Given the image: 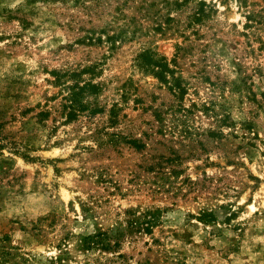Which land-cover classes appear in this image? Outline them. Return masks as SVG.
I'll return each mask as SVG.
<instances>
[{
	"label": "rangeland",
	"instance_id": "1",
	"mask_svg": "<svg viewBox=\"0 0 264 264\" xmlns=\"http://www.w3.org/2000/svg\"><path fill=\"white\" fill-rule=\"evenodd\" d=\"M0 264H264V0H0Z\"/></svg>",
	"mask_w": 264,
	"mask_h": 264
},
{
	"label": "trees",
	"instance_id": "2",
	"mask_svg": "<svg viewBox=\"0 0 264 264\" xmlns=\"http://www.w3.org/2000/svg\"><path fill=\"white\" fill-rule=\"evenodd\" d=\"M146 53L147 52H143L140 55V59H142L143 65L146 62V57H147V54ZM85 87L88 89V91L91 94H95L96 93L97 87L94 84H91L90 82H88V83L85 84ZM79 110L81 111V108H79ZM116 115H117V111H115V108L113 107V109L110 111V120H111V123L112 124H115L116 121H117L116 120ZM155 115H156V117H158V114L157 113ZM128 143H130L133 147H136V148H139L140 147V145L138 144V141L137 140H129Z\"/></svg>",
	"mask_w": 264,
	"mask_h": 264
}]
</instances>
